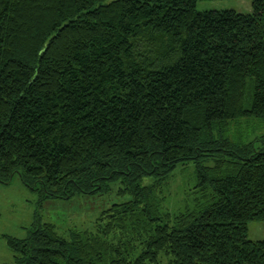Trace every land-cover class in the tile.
Instances as JSON below:
<instances>
[{
  "label": "trees",
  "instance_id": "trees-1",
  "mask_svg": "<svg viewBox=\"0 0 264 264\" xmlns=\"http://www.w3.org/2000/svg\"><path fill=\"white\" fill-rule=\"evenodd\" d=\"M198 1L0 0V183L126 198L6 238L9 264H264V0Z\"/></svg>",
  "mask_w": 264,
  "mask_h": 264
},
{
  "label": "rangeland",
  "instance_id": "rangeland-1",
  "mask_svg": "<svg viewBox=\"0 0 264 264\" xmlns=\"http://www.w3.org/2000/svg\"><path fill=\"white\" fill-rule=\"evenodd\" d=\"M196 10L198 12L231 10L248 13L251 11V2L250 0L198 1ZM114 188L107 192L87 195L76 192L66 198L61 193H57L55 197L47 195L40 186L30 190L21 183L18 175H14L8 184L0 183V264H9L13 260L6 238L23 239L33 223L51 224L56 233L64 238L70 231L92 232L95 220L102 211L111 204L126 200L125 197L116 196ZM189 189L188 171L184 177H181V173H175L165 192L163 209L169 212L179 211L183 207V199ZM262 227L260 223H250L248 238L253 240L257 235L261 236L260 240H264ZM157 263L168 264V258L160 255Z\"/></svg>",
  "mask_w": 264,
  "mask_h": 264
},
{
  "label": "crops",
  "instance_id": "crops-1",
  "mask_svg": "<svg viewBox=\"0 0 264 264\" xmlns=\"http://www.w3.org/2000/svg\"><path fill=\"white\" fill-rule=\"evenodd\" d=\"M260 225L263 226L261 229H262V231L264 232V223H262V224H260ZM257 234H258V233H257ZM260 237H261V236H257V235H255L254 238H253V240H254V241H258V240H260Z\"/></svg>",
  "mask_w": 264,
  "mask_h": 264
}]
</instances>
